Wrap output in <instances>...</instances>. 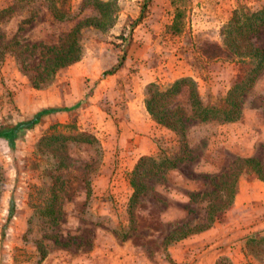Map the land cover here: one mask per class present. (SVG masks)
Wrapping results in <instances>:
<instances>
[{
	"label": "rangeland",
	"instance_id": "374dc122",
	"mask_svg": "<svg viewBox=\"0 0 264 264\" xmlns=\"http://www.w3.org/2000/svg\"><path fill=\"white\" fill-rule=\"evenodd\" d=\"M82 1L66 0L64 12L69 20L64 22L54 18L44 0L16 2L14 13L0 14V130L29 123L35 112L47 109L50 96L57 99L56 105L68 98L71 89L62 77L64 69L47 83L39 81H43V67L55 56L53 50L63 51L73 38L79 41L82 60L99 65L104 74L116 68L118 76L109 92L106 85L92 95L94 87H90L81 106L65 114L43 115L31 130L18 133L13 152L0 139V264H43L42 253L64 264L78 258L86 260L84 264H194L198 256L217 250L221 240L226 241L218 227H235L239 215L228 210L237 182L240 177L256 176L247 171L248 166L256 169V162L245 165L241 160H257L264 170V70L239 98L240 116L235 122H243L244 129L231 126L227 136L244 130L246 137L251 135L253 147L244 151L232 145L227 148L220 143L224 135L222 139L214 134L203 143L204 149L187 151L186 144L192 141L188 131L199 121L186 98L180 96L163 109L170 114L172 109L180 110L176 113L182 115L184 141L178 144V135L177 139L167 135L157 139L162 151L159 157L173 158L180 145L185 149L184 155L175 156L180 168L157 173L151 163H145L142 191L134 201L130 199L129 171L120 175L117 165L122 135L119 130L108 132L103 112L118 115L117 121L125 123L122 99L134 94L131 75L145 56L149 59L145 50L155 43L164 51L152 55L151 63L163 64L158 77L165 82L154 84L165 88L170 74L177 70L174 54L168 52L177 49L198 78L203 103L221 102L244 67L226 58L220 46L223 34L231 27L232 17L246 21L264 0H213L212 4L169 0L168 5H153L151 0L146 5L145 0H128L129 4L127 0H107L116 16L109 29L102 31L85 28V20L97 15L91 8L82 9ZM239 40V44L264 49V27L258 33H242ZM39 74L40 78L30 80ZM89 98L101 111L90 110ZM212 123L217 126L220 122L209 121ZM114 145L116 151L108 155ZM111 185L115 188L110 189ZM129 202L134 205L131 209ZM47 205L50 207L45 208ZM213 205L225 209L216 212ZM209 213H214L211 219ZM248 237L256 241V245L246 242L250 264H264V259L260 261L264 232ZM173 250L186 260L174 261ZM219 257L217 264H231L227 257Z\"/></svg>",
	"mask_w": 264,
	"mask_h": 264
},
{
	"label": "crops",
	"instance_id": "0c3cea01",
	"mask_svg": "<svg viewBox=\"0 0 264 264\" xmlns=\"http://www.w3.org/2000/svg\"><path fill=\"white\" fill-rule=\"evenodd\" d=\"M136 1L139 2L141 0ZM198 1H208L210 2L209 4H212L213 0ZM130 2H133V0ZM157 2H162L165 5L170 4L169 0H151V4L153 5ZM126 3L129 4V1L127 0ZM150 17L151 15L148 18ZM163 18L164 17H162V22ZM162 22H160V26L162 25ZM159 31L161 30L158 29L157 32ZM155 36H160V33H155ZM175 50L176 51L168 52H172L174 54V59L177 63V70L170 74V79L166 81V85L164 84L165 87L180 78H191L197 84L198 78L193 74L188 64L181 60V55H179L180 53L177 51V49ZM163 51L164 50H162L161 47H158L157 43H155L149 49L145 50V52L150 54L151 56L159 55ZM151 56L149 57V59L147 56H145V59H143V62L139 66V70H137L135 74L131 75L132 84L134 85V89H132V92H134V94H131L128 98L122 99V101H124V106L126 107L125 112L127 120L125 121V123L117 121L116 118L118 115L103 112L104 117H107L108 119L106 121L108 132H111L112 129L117 133L119 130L120 135H122L120 139L121 151H116L117 145H114V147L110 149L111 151L108 152V155H110L109 153L112 151L113 154L115 151L117 152V154H119L117 158V165L119 167H122L119 169V173H121L124 167L126 171H130L136 164L138 158L141 156H158V154L161 152V148L157 145L158 138L161 139L160 137H165L167 135L168 137L173 136V138L177 139L178 135V144L181 142V139L184 141L185 138L184 136L180 138L179 134L172 132L167 128L163 127L162 125L156 123L146 109L145 87L148 84H159L160 82H165V78L163 81V79L158 77V73L161 72L163 64L160 61H157L156 64L151 63ZM82 57H80L77 62L65 67V72H62V77L68 80L71 89L68 98L64 102H60V105H56L54 101H56L57 99L55 100L50 96L47 104L44 107L47 108L45 110L55 108L56 106H63L65 108L72 107L76 103H79L80 101L84 100L87 91L90 90V87L91 89H93L92 87H94V90L92 92L93 95V93H96V91L102 86L107 85V87H105V89L107 90L106 92H109L110 89L114 86V83L116 81L114 80V77L115 79L118 77H116V73L111 75H104L102 72H100L99 65H95L87 59L82 60ZM186 95L187 94L184 93L180 96H184L187 101ZM94 98H96V96ZM88 100L90 101V110L98 109V111H101V109L99 108L100 105L95 106L96 103L93 101V99L89 98ZM57 113L65 114L64 111H58ZM198 121V126L192 127L188 131V134H190V140L192 141L191 143L188 142L186 144L187 151H189V149L191 148L204 149L203 143L207 141L208 138H211L214 134V136H221L222 139L224 135V142L222 140L220 143H223L224 146L227 148L232 145L233 147H238V150L244 151L253 147L249 144V139H251V135H248L246 137L244 130H236V133L231 132V137H227L230 136L228 130L232 129L231 126L234 127L233 129H244L243 122H233L232 124L218 123L217 126L215 125V127L213 126V123L209 124V121L201 122L199 119ZM112 125L113 127L111 128ZM217 127H219V129H217ZM257 128L258 126H256V129ZM253 136L254 138H256L255 140L259 138V135L256 132L253 133ZM254 142L255 141H253V143ZM180 147L178 149L176 148V150L174 151L176 153L175 155H173V158L178 155H184L183 153L185 149L182 150L180 149ZM108 158H110V156ZM107 162H109V160ZM179 163L176 164V167L173 170H179L181 165ZM244 178L245 177L239 178L237 182V193L234 196V201L228 210V213L236 212L239 215L237 216V220L234 221L235 227L229 230H224L223 228H221L222 230H220L218 227V232L220 231V237L224 236L226 238V241L221 240L225 243H219L218 249L214 250L213 252L208 251L203 255L198 256V258L194 260V264H217L220 255L227 257L231 264H250V262L252 261V256H246L247 250L245 247L246 242L248 241L251 244L256 245V241H250L248 235L252 234L253 232L259 234L264 232V181L256 178L255 176H250L248 177L249 179ZM250 215L253 220L251 217L248 218ZM172 256L174 261L176 262L186 260L184 254H180V252L177 250H173ZM228 259L224 258V260ZM263 259L264 256L260 258V261ZM49 261L53 262L54 264H64L60 259L58 260L53 256L47 257V254L41 262L43 264H47ZM85 261L86 260L78 258L76 261H73L72 264H84Z\"/></svg>",
	"mask_w": 264,
	"mask_h": 264
},
{
	"label": "trees",
	"instance_id": "16d2710c",
	"mask_svg": "<svg viewBox=\"0 0 264 264\" xmlns=\"http://www.w3.org/2000/svg\"><path fill=\"white\" fill-rule=\"evenodd\" d=\"M24 1L26 0H0V14L6 15L8 13H14L16 11V2ZM44 1L47 5L48 10L53 14L54 18L57 21L64 22L69 20V18L66 19L67 14L64 12V8L67 3L66 0ZM149 2L150 0H145L144 5ZM111 5L112 3L108 1L83 0L81 6L82 9L91 8L97 15L95 18L85 20V28L88 27L102 31L103 29L110 27L113 24L116 16L115 12H112L109 9ZM230 26L231 27L223 34L222 45L220 46L223 47V52L226 58L231 61L241 63L244 65V67L240 70L239 74L234 77L233 84L227 90L223 100L217 104L203 103L197 90V84L191 78H180L178 80H175L172 84L168 85L165 88H160L159 85L154 83L148 84L145 87V106L148 113L156 123L162 125L172 132L179 134L180 137L184 136L185 131L183 129L182 115L176 113V110L178 112L180 110H178L177 108L172 109L173 113L170 114L165 111V109H163V106L175 104L180 95L184 93L187 94V102L191 111L201 122L215 120L220 123H228L238 120L240 116V96L251 89L258 76L264 70V49L253 47L251 45L245 46L239 44V42H241L239 38L242 33H251L253 31H256V33H258L260 29L264 27V4L259 10H256V13L251 14L246 19V21H241V19L238 17H232ZM70 36L71 35H68V37ZM78 42L79 41H77V38H73L71 42L67 43V47L63 51L53 50L56 52L55 56L52 57L51 60L47 61L46 66L43 67V71H45V73L44 77L41 79L43 81H39L40 84H44L49 80H53L55 75L59 71H61V69L70 66L80 59L81 48ZM115 70L116 68L107 74H114ZM40 76H42V74H39L35 78H31L30 80L35 81L37 80V78H40ZM32 84H34V87L38 86V83L34 82ZM81 103L82 101L69 108L66 107L62 109L43 110L34 115L33 119L29 123L22 122L8 130H0V139L5 140L8 143L10 150L13 152V150H15V141L18 138V133L28 130L36 125L43 115L58 111H72L78 106H81ZM160 157L141 156L138 158L133 168L129 171L130 180L128 183L130 185V188H132V194L130 197L131 201H134L136 198H138L137 196L142 191L143 185L141 182V170L145 166V163H151V165L156 169L157 173H164L167 170L174 169L176 167V158L163 156ZM241 162L245 165L256 162V169L253 167L255 169L254 170L252 167L248 166L247 171L249 173L254 172L256 178L264 181V170L262 169L261 163H259L257 160L254 161L253 159H243L241 160ZM125 171L126 170L124 167L120 175L125 174ZM111 181L112 184H114V180ZM113 188H115L114 185H111L110 189ZM113 191L116 190L114 189ZM117 195H119V192L116 193V196ZM129 204L131 209L134 205L132 204V202H129ZM228 205H230V202ZM48 207L50 206H45V208ZM213 207H216V212H222L225 209L224 205H213ZM47 211H49V209H46V212ZM212 211L213 210H211V212ZM214 213L212 214L214 215ZM212 214L209 213L207 218L211 219ZM11 215L12 213H9L7 219L11 218ZM3 235L4 231L2 232V236ZM45 255V253H42V255H40V261L43 260Z\"/></svg>",
	"mask_w": 264,
	"mask_h": 264
}]
</instances>
